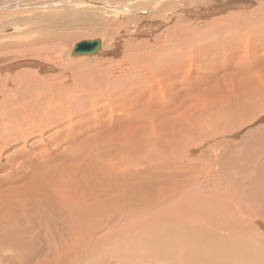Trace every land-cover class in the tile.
Listing matches in <instances>:
<instances>
[{
    "label": "rangeland",
    "instance_id": "obj_1",
    "mask_svg": "<svg viewBox=\"0 0 264 264\" xmlns=\"http://www.w3.org/2000/svg\"><path fill=\"white\" fill-rule=\"evenodd\" d=\"M214 1H215V4H213ZM262 1L264 2V0H262ZM216 2H217V5H216ZM255 3L256 4L258 3L257 0H251V3L248 0H188V1L187 0H183V1L182 0H51V1L50 0H48V1L47 0H0V51H1L0 52V68L2 69V67H3V70L0 69V71H1L0 72V74H1V76H0V95L2 94V90L4 93L3 97L0 96V110L3 109V107H4V110L8 111L7 109L10 110V107H12L13 104H14V107H20L21 102H24L23 99H25L27 97H29V99L34 98L33 95L40 97V100H38V97H36V99H34V101H31V102L35 103V102L41 101L42 97L44 96L43 92H45V89H46L45 86L47 87V85L49 86L50 90H52L51 87H53V89L55 90V91H53V93H58V94H54V96L52 97L55 99L53 101L55 104L50 105L51 106V107L49 106L50 110H47L49 113L48 118L50 119L51 127H55L56 125H58L57 122L59 120V118L55 115V113L52 110H58L59 109L62 112V110H64V108L67 105H69L68 102L70 100H75L76 102H74V103L76 106L77 105L83 106L84 101H82V99L86 101V103L88 105H87L86 109L83 108L80 111L81 115H85L87 112H90V114L95 113V112L99 113L100 112L99 110H102L104 112V115H109L111 113V110H116L115 114L116 113L120 114V112H121L120 106L122 105L120 102L122 101V99H124V97L130 98V96H129L130 92L128 91V87L126 86L129 84H133L136 87L137 90L135 89L134 92L136 91L135 93H138V95L141 96V99L138 101V106L143 108V109L149 108L151 110H155L154 109L155 97L160 101V103L163 102V105L166 107L174 106V103L172 104V102H173V100H175V97H174L175 94H173V97H174L173 98L172 95H170L172 93V92H170V90L174 87L175 83H179V85L176 84L175 85L176 90L174 88L173 89H174V91H179V96L181 95V98H179V99L176 98L179 101H175V103L180 102L179 104H181V102H182L181 100L182 99L184 100V96H186L185 94L187 93L185 90L189 91L191 93V98H193L191 100H189V99L188 100L186 99V101L184 100L185 101L184 105H183L184 107L182 108V110H184L186 108L185 109L186 111L183 113L182 119L184 118V120H186L188 122V124L190 125L189 127H191V129H189V131H188V133H190V134L185 138L184 141H182V139L178 140L179 143L183 144V145H180L181 146L180 148L176 147V148L169 149V152L174 155V157L172 159H170L169 161L163 160V162H158L157 159L160 158L159 152L158 151H152V150L150 151L149 149L144 150V146H143V150H142L141 154H139L140 151H137L138 153L135 154L137 156H133L131 154L129 156V153L125 152V154H126L125 157L129 158V160L132 159V161H135V162L137 161L138 163L140 161L142 162V164H140L138 166H136L135 163L131 165L132 167H138L137 169H133V168L130 169L135 174H142V173L147 172L150 169H155V168L160 167L162 165H164L165 167H171L168 164V162L171 164H174V165H178L180 163L181 165H178L180 167L190 168V169L195 170L194 171V178L192 180L186 182V184H185V182H183V184L181 185L182 187H186V185L188 186V189L185 190L186 192L184 191V193H186V194H183L180 197L179 194H177L175 196V194L171 193L173 196H175V198L173 196H170V192H171V190H173V188L171 186L176 185V184L171 183V184H169L170 187L168 189H166L163 194H160L159 192L148 193V194L146 193L147 195L144 194V197L142 198V200H143L142 203L137 206L138 211L141 214L139 212L138 213L136 212L135 214H133V213L129 212L128 208H127L126 213H116L115 216H112L111 214H109L110 218L108 219L107 222H106L107 217H106L105 213H103V215L102 214L93 215V219L90 222V225L92 224L91 227L95 229L92 232V234H94V235L91 234V236H90V239H92V241H90L92 243V245L97 244V240L100 239V237H102L104 235L106 237L111 235L112 233H111L110 229L114 228L113 230H115L117 227H118V229L122 228L123 227L122 224H124V223L126 224V230L125 229L119 230V233H121V234L117 237V239L115 238V236L111 237V239H108L110 241L113 238H115L116 240H113V241H114V243H116V246L122 245V242L124 239L123 233H125V232H126L125 236H131L132 235L134 237L136 235V237H138V238H139L140 233L142 235V233L144 232V234L142 236L140 235V237H141L140 240H142V238L144 236L149 235V234L151 236L153 235L154 237L158 234L164 235V232L162 231L161 227H164L165 230L169 229L168 227H170V229H169L170 231H175L177 233L178 231H180L182 229V227H183L182 224L186 222V219H188V217L190 218V220L188 219L189 228L194 229L193 227H195L194 225H196L197 228H195V229L199 230V231L204 230L206 222L211 220V222L214 223L215 217L219 218L221 221L225 222L228 225H233L234 219L237 218V222L243 220L244 222L249 223V225H251V227H248L250 229V231L247 229L248 234H247V232L245 234L244 228H241V230L236 229V231L233 232V234L235 236L234 238L237 241V242H235L234 246L231 245V244H233L232 242L230 243V241H232V239L228 240L227 242L219 243L220 246H217L215 248V250H216V252L218 251L217 252L218 254L220 252V256L224 255L225 259L221 258L219 260L218 264H224V263L225 264H231V257L232 256L235 257L237 255L235 253H238V254L243 253L245 255L244 251L242 252V248H244V247L250 248L252 250L251 252H248V254H249V256H252V258L254 256V259L252 260V259L246 258L245 260H239L238 261L239 264H247V263L250 264V262L252 264L253 261H254L253 264L254 263L255 264H264V231H263L264 228L261 225V223L262 224L264 223V193L261 195V198L259 195H257L260 192L262 187L259 186V191L255 192L253 194H252V190H250V189H246L247 191L245 190V191H242V193H241L240 192L241 188L239 186H237L236 184H233V183L230 184V182L224 180V178L226 176L218 177L220 172H224V173L226 172L221 167V165L224 163V157L229 153V150H230L231 158H238V160L236 163L230 161V162H228V165L234 166V167L240 166L244 160L246 148H249V146L252 147L251 143H253L256 147L260 148V150L257 149L256 153H250V152L247 153V155L250 157L251 161L250 160L245 161L242 166L249 164L250 166H253V168H250L248 170V173H247L248 179L245 180V179L241 178L240 181L242 182V184L259 185V184L254 183V181L257 179V182L262 183L261 177H264V172H263V169L260 171V169H258V167L259 166L264 167V151H263L264 145H262L260 143V136H259L258 130L262 129V128L264 129V112H260L261 114L260 113L258 114V112L256 111L255 115L256 114H258V115L255 118H253V115H251L247 119H245L246 121L243 119L237 118L238 122H234L235 125L233 124L232 129H231L232 131L231 130L230 131H226V130L223 131V130L217 129L218 128L217 127L216 129H214V131H216V130H219V131H217V133H215V132H211L210 129L214 125V122L216 123V113L211 112V114H210V112L208 111V110H212L217 105L218 107L223 108V113H225L224 119L226 117H228L226 115V112H225V109L228 108L226 106V103H224V102L221 104L219 103L222 98L220 100H218L216 102V104L212 105L213 104L212 100L214 98H217L215 96L216 93H214L213 89H215V91H219V88H220V91L222 92L221 88L222 89L224 88L225 93H226V90H230V91L236 90V91H234L236 94L237 92L240 91L238 88H236V85L238 83L234 84L233 83L234 81L232 79L234 77H230V75L234 76L237 73L235 75V77H236V76H238V73L244 75V73H246V72H247V74H248V72L249 73L254 72V71L256 72V70L259 71L262 69L261 67L264 66V32L261 31L260 29H257V28H259V24L256 23V22H258V20H256V19L261 18V19H263L262 23L264 24V13L263 12H257L255 14V16H251V13H252L251 11L253 9L257 8V6H258V5H255ZM235 4H237V5H235ZM197 7H199V8H197ZM215 8H217V9H215ZM191 10H192V12H191ZM194 10L195 11L197 10V11L194 12ZM205 10H206V12H205ZM210 13H212V14H210ZM189 15H191V16H189ZM180 18H182V19H180ZM200 20H201V22H197ZM213 23H215V24H213ZM150 25H153V27L156 28V30L155 31L144 30V29H147L148 27H150ZM177 25L178 26L184 25L186 27V29L189 30V32L191 33V34L189 32L187 33V31H186V34H187L186 36L188 39L187 43L189 45L187 48L188 60L185 57V60L183 62L184 65L181 64L182 62H179L177 59L173 58V54L170 52V50L173 49V47H171L173 45V42L171 41L172 38H170L171 40L169 42H167V40L165 38L167 33L169 32L168 30L173 29ZM59 34L61 37L59 36ZM49 35H52L55 37L58 36L60 39L62 38L60 40V45L62 44V46H63L64 54H62L63 53V51H61L62 49L61 50L58 49L59 51L58 50H54V51L52 50V48L54 46V43H53L54 38L46 39L47 36H49ZM40 37H42L41 41H40ZM180 37H181V35H178V34H175L173 36V38H176V42H178V39ZM256 37L258 38V40L255 39ZM96 39H99L102 41L101 52H99L97 55H94V56H78V57L73 56V50H74L76 44H78L81 41L96 40ZM37 41H40V42L37 43ZM224 41H226V42H224ZM202 43H204V44H202ZM47 45H53V46L48 48L49 46L47 47ZM198 45H199V47H198ZM220 45H222V46H220ZM252 45H253V47H252ZM12 46H14V47H12ZM162 47H163V49H160ZM206 48H208L209 50L208 49L206 50ZM30 49H35V50H37V49L42 50L43 49V50L41 52L37 51L35 53H30ZM48 49H50V50H48ZM191 49H192V51L194 50L193 51L194 53L191 51ZM200 50H202V51H200ZM204 50H206V51H204ZM15 52L17 54H15ZM38 52L41 55L42 54L44 55L43 56L44 59L41 56H39V57L36 56L37 55L36 53H38ZM49 52H50V54H49ZM195 52H196V54H195ZM5 53H6V55H5ZM10 53H12V54H10ZM21 53L23 55H21ZM167 53H168V55H167ZM200 53H201V57L199 56ZM256 55H257V58H256ZM1 56H3V57L1 58ZM9 56H11V57H9ZM12 56L15 57V59H13ZM194 56H196V57H194ZM136 59H137V61H136ZM145 59H147V60H145ZM153 59H154V61H151ZM36 60L39 62L38 63L39 65H40V63L41 64L45 63L46 65L48 64V66H49V67H47L48 71H45L43 73L42 72L39 73L36 71L38 69V67L37 68L33 67L32 64L30 66H24V65L20 64L22 62L25 63L28 61H36ZM165 60H166V62H165ZM175 60L178 61L179 63H177ZM167 61L169 63H167ZM174 61L176 63H174ZM16 64H20L21 66L17 65V67H16L17 70L11 69L14 67L13 65H16ZM138 64H140V65H138ZM166 64H168V65L164 66ZM96 66H97V68L99 67L100 70L103 72L106 68L112 67L111 68V74H112L111 77H112L113 81L116 79L117 80L122 79V80L118 81V82H121V84L118 85L119 87H117L111 81H110L111 87H109L108 89L106 86H103V90L108 95V97H106V98H105V96L97 94L102 88L98 89V87H100V85H98V82H99L98 76L99 75L96 74L95 76H93L96 73V71L93 72L95 70L93 67H96ZM245 67L247 69H245ZM84 68H85V70H82ZM21 70H22V73L24 71H28V70L32 71L33 70L31 72L32 74L30 75L31 77H29L26 81H24L26 74L29 73V72H25V76L23 77V79L22 80L18 79L17 75H19L18 72ZM90 70L92 72H90ZM173 70L176 71V74H174L175 72H172ZM34 71H36L35 72L36 74L33 73ZM84 71H86L87 73H84ZM179 72H180L181 76L179 75ZM2 73H3V75H2ZM82 73L84 76H82ZM130 73H132V74H130ZM140 73H141V75H140ZM67 74L71 75V79H65L67 77ZM127 74L129 75V77L126 80L124 78V76ZM161 74H162V76H161ZM101 75L102 74L100 73V76ZM184 75L190 76L191 78L185 77ZM200 75H201V77H200ZM2 76H5V77L2 78ZM35 76H37V78ZM175 76H177V77H175ZM81 77H83V78H81ZM111 77L107 76V78H111ZM242 77L245 78V76H242ZM242 77H240V78H242ZM256 77L257 76H255L254 78H256ZM40 78L42 81L39 80ZM78 78H80L81 80H79ZM84 78L88 80V83L90 84V88L92 90L94 89L93 93L90 94V96H91L90 98L87 97V95H89V93L86 90V86L83 84ZM165 78H166V80H165ZM254 78L251 77V79H253L254 82H257L258 79L255 80ZM215 79L218 80V82H217L218 85L220 83L222 85H220L219 87H215V88L210 90L209 88H211L212 86H215V84H217V83H215L216 82ZM245 79L247 80L248 78H245ZM6 80H8V81H6ZM79 81H81L82 84H80ZM201 81L203 83H201ZM206 82H207V84H205ZM242 82H245V81H242ZM53 83H58V86H56L57 90L53 86ZM37 86H39V87H37ZM170 86H172V87H170ZM256 86H257V84L253 86V89ZM28 87L30 88V90ZM96 87L98 90L95 89ZM166 87H168L170 90L166 89ZM41 88H42V91L39 93L38 90H40ZM182 89H185L184 93H183ZM58 90L61 93H59ZM132 90H133V88L130 89V91H132ZM144 90H147L148 93L144 94ZM109 91H111V92H109ZM141 91H142V94H141ZM31 92H33V94ZM189 92H188V94H189ZM212 92H213V96H212ZM167 93H170V94H168L169 96L166 95ZM239 93L236 95L234 93H229L231 95H228V96L229 97L231 96L230 98H238L240 95ZM120 94L122 95L121 97H120ZM123 94L124 95L126 94V95L124 96ZM209 94H210V96H209ZM263 96L264 95H262V97ZM153 97H154V99H153ZM171 97H172V99H171ZM260 97H261V95H260ZM208 98L210 100H208ZM256 100H258V99H256ZM80 101H81V103H80ZM125 101H131V99H127ZM151 101H153V103ZM150 102H151V104H153V106H150L151 105ZM169 102H170V104H168ZM186 102H189V103L186 104ZM77 103H79V104H77ZM5 104H7L6 107H5ZM110 104H111V106H110ZM185 104L187 106H185ZM256 104H258V103H256ZM56 106H58V107H56ZM63 106H64V108H63ZM84 106H86V104ZM232 107H235V105ZM38 108H40V104H38ZM4 110L2 112H0V142L3 143L6 140H10L11 142H14L13 137L11 139H8V135L4 134V133H5V131L10 132L11 136L13 134H18V135L20 134L18 131V128L16 127V120H14L11 116H9L8 112H6V111L4 112ZM42 110L43 109L40 108V113H43ZM190 110H192V111H190ZM259 110L264 111V104L260 107ZM97 111H99V112H97ZM188 111L190 113L191 112L193 113V115L189 116V118L186 115ZM65 112L66 113H64V114H67L68 109H66ZM137 113L139 114L140 112H137ZM200 113H202V115ZM203 113H204V115H203ZM213 113L215 116L213 115ZM200 117H202V118H200ZM93 119L95 121H100V120H98V116L96 118H93ZM113 120H114L113 116H110L109 123L106 119L104 120L107 123V125L102 126L103 128L106 127V129H104V131H103V128H102V131L99 133V137L101 139V140H98V141H101L99 145L90 146V150H87V151L85 148H82V150L84 151V153L86 155L89 154L88 156H91L92 158H99L98 160L101 161V160H104V158H101V157L105 156V154H106L105 151L111 150V152L113 153V151H114L113 148H115L116 146L115 147L114 146L108 147L109 146L108 145L107 148H104V147H106V144H104L106 142L104 140H102V137L107 135L108 128L110 130L113 129L115 124L117 123L115 121L113 122ZM23 121H27V122L31 123V122H33V119L29 118V119H26ZM199 121H202V122L199 123ZM239 121H240V123H239ZM65 124L67 125V122L63 123V125H65ZM231 125L232 124H230V126ZM3 126H6V127H3ZM150 126L151 127L147 128V131H146V133H144V135L148 137L152 133V134L157 136V137L150 136L151 141L149 143L151 144V148H155L157 141H158V138H159L160 142L163 143L164 141H163V137L160 135V132L157 130V128H155L152 125H150ZM44 127H47V126L43 125L42 120H38L37 126H36L37 130H35V132H34V137H28L27 138V136H25V134H23L24 136L21 134L22 136H20L21 138L19 139L18 142H15L16 144L10 143L11 144L10 146L8 145L5 147L4 146L0 147V157H1L0 158V181H4V183L0 186V192H1L0 197H2V198H0V238L4 239V240L0 239V263L2 262L1 264H4V262H6L5 264H9V263L10 264L11 263L12 264H14V263L15 264H21V263L23 264V262L28 264L27 262H29V261L27 260L26 257L31 258V257H33V255L35 257H33V259H29V260H31L29 262V264H40L42 262V260H44L45 255H47L49 252V250H48L49 249V243H47V239L49 241L56 239V241H57L58 238L60 237V235L63 233L61 231L63 230V227L65 225H64V223L61 222L62 220L58 217H56V218L53 217L52 213L49 211H42V207L37 204L40 202L44 203V201H45L44 199H41L42 197H39L41 194H36L34 192L32 193V191L31 192L27 191L30 195L33 194V196H37V197L32 198V200H33L32 202H22L20 200L21 201V203H20L19 201L14 200L12 198V196L7 195V197H6L5 196L6 192L3 189V188L7 189L11 184L21 186L22 189L29 188L30 182H32L33 179L36 178V176L32 177L31 180H26L24 178H21L22 180L20 181V183L13 182V181L19 179V177H14V175L16 174L17 166L10 165V164H8V162L12 158L15 150H17L19 148L27 147L28 150L26 148L25 149L27 151H30L31 144L33 141H38V142L42 143V141H40L41 140L40 138H42L44 136L45 132H46L45 133L46 136H44V138H46V141L49 142L53 138V132L52 131H45L44 132L43 131ZM68 129L71 130L72 128L68 127ZM85 132L86 131H84V133ZM220 134L224 135V137H220ZM80 135L82 136V134H79L78 137H80ZM37 136H38V138H37ZM209 137H210V139H209ZM30 138H32L31 139V140H33L32 142H31ZM134 138L135 137H132V140ZM136 138L138 139V137H136ZM219 138H220V140L218 141L217 139H219ZM225 138H226V140H225ZM64 141H66V138L64 139ZM223 141H227L229 143V146L227 149H226L227 144H222ZM243 141H244V143H242ZM122 142H124V140H122ZM215 142H218V145ZM205 143L208 144V145H205L208 154H206L204 151L203 145ZM219 145H221V146H219ZM160 148H162V147H159L157 150H159ZM240 149H242L243 151L241 150L238 153V150H240ZM209 151H210V153H209ZM211 152L215 153V155H216L215 158L211 157ZM94 153H95V155H94ZM85 154H82L81 151L78 152V156H82V157L84 156L85 157L86 156ZM98 154H99V156H98ZM92 155H94V156H92ZM108 155H109V152H108ZM198 155H199V158L197 159ZM208 155H210V157H208ZM122 157H120V158H122ZM111 158L115 162H117L119 159L118 157H117L118 159L114 158V157H111ZM260 158L262 159L261 163H259ZM122 159L124 160V158H122ZM219 159L221 160V162L219 161ZM214 161H216L215 164H214ZM17 163H18V161H17ZM206 163H207V165H206ZM204 164H205V166H204ZM184 166H188V167H184ZM234 167H233V169H230L229 171H227L228 173H230V175L234 174L235 171L239 172V170L234 169ZM125 173H126L125 170L118 171V172L116 171L115 172V178L118 179L119 177H121ZM229 184L231 187L230 190H232L230 192H233V193L229 192V187H228ZM167 190H170V192L167 193ZM193 190H196V191H193ZM201 191L203 192V194L204 193L205 194L202 195ZM196 192L197 193L199 192V193L197 194ZM239 192H240V194H239ZM157 194H159V195L157 196ZM187 194L189 195L188 196L189 202H187L186 204H182V200H183V198H185L187 196ZM249 194H250V196L252 195L253 198H255V197L259 198L258 204L256 203L257 201H254V203H253V200L250 201L249 199H246V201H244L245 200L243 198L244 195H249ZM53 195H56V194H53ZM102 195L104 196V194H102ZM234 197L235 198L237 197V199H233ZM241 197L243 199H241ZM87 198L88 199H94L95 197L93 198V196H92V197H87ZM148 199H149L150 203H149ZM241 200H242V202H241ZM95 201L97 202L98 205H102L101 200L99 198L95 199ZM205 201L207 203L205 205H202V203ZM161 202H162V204H161ZM228 202H229V204H228ZM13 203H14V206L16 203H18L16 205H19V207L21 209L19 213L14 212V211H17L16 209H14L13 212H10L11 209L6 208V206L10 207ZM22 203H23V205H22ZM170 203H171V205H170ZM192 203H194V204H192ZM235 203H236V205H235ZM145 204H147V205H145ZM200 204L203 206V208L201 207ZM230 204H232V205H230ZM120 205H122L121 201H120ZM181 205L183 207H181ZM221 205L229 206V207L235 205L234 207H231L233 209L231 216H229L228 213L227 214H222V213L217 214L218 213L217 208ZM253 205H255V206H253ZM260 205H263V207ZM204 206H206V208ZM242 206H244L243 207L244 209H242L244 211H242L241 213H244L245 216L244 215L241 216L239 214L240 212H238V211H241L240 208H242ZM160 207H161V209H160ZM186 207L188 208V211H187L188 216L183 214V212L187 209ZM162 208H164V210ZM32 209L34 211H32ZM122 209H125V207ZM156 209L159 211H156ZM235 209H236V211H235ZM3 210H5L7 212H5ZM38 210L41 212L40 215L36 214L38 212ZM160 210H162V212ZM21 211H24L23 212L24 214H22ZM147 211H149V212H147ZM176 211H177V213L182 212V214L186 217V219H184V217H183V220L179 222L180 217L177 216V213H175ZM8 212H10V213H8ZM13 213H14V215H13ZM43 215H46L48 217L43 216ZM161 215H163V217ZM30 216L33 218L34 221H38V220L40 221L41 220L42 222L40 221V225L35 224V226H36L35 227L33 223L29 222ZM100 216H101V218H100ZM158 216H159V218H158ZM160 216L162 217V219ZM45 217H46L47 221L45 220ZM47 218H49V219H47ZM98 218H100V219H98ZM174 218H175V220H174ZM195 218H196V220H195ZM198 218H200V219H198ZM168 219H169V221H168ZM50 221H51V223H50ZM151 221H152V223H151ZM254 221H255V223H254ZM127 222H129V223H127ZM161 222H163V223H161ZM109 223L111 224V226H108ZM118 223L120 224L119 226L117 225ZM259 223H260V225H259ZM147 224H149V225H147ZM150 224H152L151 227H150ZM159 224H161L162 226ZM26 225H27V227H26ZM167 225H168V227H167ZM252 225H254V226H252ZM9 226H10V228H9ZM104 226H106V229ZM165 226H166V228H165ZM173 226H175V228H173L171 230V228ZM13 227H14V229H13ZM156 227L158 229H156ZM199 227H200V229H198ZM2 228H3V230H1ZM141 229H143V230H141ZM214 229L215 228H213L212 230H214ZM127 230H128V232H127ZM169 230H167V231H169ZM52 231L55 232V234L58 233V235L57 234L55 235ZM56 231H60V232H56ZM109 231H110V233H108ZM129 231H132V232H130L131 235L127 234V233H129ZM13 232H14V234H12L13 235L12 236L11 233H13ZM112 232H115V231H112ZM8 234H10L11 236ZM22 234H24L23 235L24 237L22 236ZM122 234H123V236H121ZM201 235L202 236L204 235L203 237H205V233L201 234ZM38 236H40L39 239H36L35 237H38ZM121 237H122V239H121ZM41 238L42 239L44 238L43 241ZM246 239L250 240L249 242H251V244L249 245V247L246 245H244V247H242L243 246L242 244H245L244 240H246ZM18 240H20L21 242L20 241L17 242ZM22 240H23V243H25V244H26V242L27 243L29 242L28 243L29 245L28 244L22 245ZM15 241H16V243H15ZM109 241H108V244H109V246H108V245H106L107 244L106 240H104V242L102 244L103 247L100 248L101 250L99 249V253L102 250H105L107 252L110 250L114 251L113 247L114 248L118 247V246L117 247L114 246V243L112 241H110V242ZM203 241H204V239H203ZM93 242H94V244H93ZM205 244L206 243H204V242L203 243L200 242L199 246H202V249H203L202 252L204 251V249L205 250L208 249L207 244L206 245ZM111 245H113L112 249L110 247ZM128 245L130 246L131 244L130 243L125 244V245L123 244V246H125L126 249L129 248ZM33 246H35V247L33 248ZM37 246H39V248H37ZM123 246L121 247V249L123 248ZM141 246H144V245L140 244L139 247L136 245L134 247L138 248L141 251V249H142ZM170 246H172V245H170ZM170 246L167 249L164 248V251L168 253V252L174 250L172 248L170 249ZM4 247L10 248L11 250L9 251V249H7L8 251H6V248H4ZM40 247H43V249L45 247L46 248L43 250ZM24 248H26L25 249L26 251H24ZM197 248H199V247L197 246ZM33 249H35V250H33ZM41 249L43 250V252ZM17 250L20 253H17V254L14 253L15 251L17 252ZM161 250L163 251V249H161ZM220 250H222L223 253ZM224 250H226V251H224ZM239 250L241 251V253ZM4 251H5V253H3ZM227 251H229V252H227ZM13 253L15 256L13 255ZM30 253H32L31 257L28 256V255H30ZM35 253H37V254H35ZM85 253L86 252H84V253L82 252L81 254H85ZM224 253H226V255ZM8 254H10V255H8ZM18 254H19V256H18ZM21 254H23V255H21ZM25 254H26V256L24 257ZM38 254L40 256H41V254L44 255V257L42 259H40L39 263L36 262ZM168 255H169V253H168ZM168 255L166 257H163V259L154 260L153 264H176V263L177 264H188L187 261L179 260V259L167 260L166 258L168 257ZM20 256H21V258H20ZM228 256H230V257H228ZM7 257H8V259H7ZM140 257L142 258L141 262L136 263V264H141L142 262L147 263L149 260V259H147L148 257L146 256V251H144V250H143L142 255ZM242 257H243V255H242ZM9 258L14 259V261H12ZM90 258H91V256H90ZM33 260H34V262H33ZM131 260L134 261L133 259H131ZM144 260H147V261H144ZM249 260H252V261H249ZM132 261H128L125 264H131ZM240 262H243V263H240ZM71 264H81V263L76 261V262H73ZM84 264H86V263H84ZM103 264H110V263H103Z\"/></svg>",
    "mask_w": 264,
    "mask_h": 264
},
{
    "label": "bare ground",
    "instance_id": "obj_2",
    "mask_svg": "<svg viewBox=\"0 0 264 264\" xmlns=\"http://www.w3.org/2000/svg\"><path fill=\"white\" fill-rule=\"evenodd\" d=\"M248 1H250V3H251V0H248ZM257 2L258 3L257 4L255 3V5H258V6H257V8H255V9H253L251 11L252 12L251 13V16H255V14L257 12H263L264 13V2L262 0H257ZM213 4H215V1H214ZM216 5H217V2H216ZM235 5H237V4H235ZM197 8H199V7H197ZM215 9H217V8H215ZM196 11L194 10V12H196ZM191 12H192V10H191ZM205 12H206V10H205ZM210 14H212V13H210ZM189 16H191V15H189ZM180 19H182V18H180ZM256 20H258V22H256V23L259 24V28H257V29H260L261 31L264 32V30H263L264 29V24L262 23L263 19L258 18ZM197 22H201V20L200 21H197ZM213 24H215V23H213ZM144 30H147V31H155L156 28H154L153 25H150V27H148L147 29H144ZM168 31H167L168 33H167V35H166L165 38H166L167 42H169L171 40L170 38H172L171 41L173 42V45L171 46V47H173V49L170 50V52L173 54V58L177 59L179 62H182L181 64H183V62L185 60V57L188 60L187 48H188V45L189 44L187 43L188 42L187 41L188 39H187V36H186L187 35L186 34V31L188 33L189 30H187L184 25H180V26L177 25L176 27H174L173 29H170ZM175 34L181 35V37L178 39V42H176V38H173V36ZM59 36H60V34H59ZM49 38L50 39L54 38L53 39L54 46L53 45H47V47L49 46L48 48H50V47L53 46V48H52L53 51L54 50H58V49H60V50L62 49L61 51H63V46H62V44L60 45V40L62 38L60 39L58 36L55 37V36L49 35V36H47L46 39H49ZM255 39L258 40L257 37ZM41 40H42V37H40V41ZM40 41H37V43L40 42ZM224 42H226V41H224ZM202 44H204V43H202ZM220 46H222V45H220ZM12 47H14V46H12ZM198 47H199V45H198ZM252 47H253V45H252ZM160 49H163V47L160 48ZM207 49L208 48H206V50ZM42 50H39V49H37V50L30 49V53H35L37 51L41 52ZM48 50H50V49H48ZM206 50H204V51H206ZM191 51H192V49H191ZM200 51H202V50H200ZM39 52L36 53L37 54L36 56L37 57L41 56L43 58L44 55L43 54L41 55ZM50 52H49V54H50ZM10 54H12V53H10ZM15 54H17V53L15 52ZM62 54H64V51H63ZM195 54H196V52H195ZM5 55H6V53H5ZM21 55H23V54L21 53ZM167 55H168V53H167ZM199 56L201 57V53H200ZM2 57L3 56H1V58ZM9 57H11V56H9ZM194 57H196V56H194ZM12 58L15 59V57H13V56H12ZM256 58H257V55H256ZM145 60H147V59H145ZM136 61H137V59H136ZM151 61H154V59L151 60ZM175 61H174V63H176V62L179 63L178 61H176V62ZM165 62H166V60H165ZM38 63L39 62L36 60V61H28V62H25V63L22 62L20 64L21 65H24V66H30L32 64L33 67H36V68L38 67V69L36 71L39 72V73H41V72L43 73L45 71H48V69H47V67H49L48 64L46 65L45 63L44 64H41L40 63V65H39ZM167 63H169V62L167 61ZM20 64L13 65L15 68L13 67L11 69L15 70L16 67H17V65H20ZM138 65H140V64H138ZM167 65L168 64H166L164 66H167ZM93 68L95 69L93 72L96 71V73L93 76H95L96 74L99 75L98 76V80H99L98 85H100V87H98V89L99 88H102L97 94L102 95V96H105V98H106V97H108V95L103 90V86H106L107 89H108L109 87H111V82H112L117 87H119L118 85L121 84V82H118V81H120L122 79H120V80H117L116 79V80L113 81V79L111 77V75H112L111 74V68L112 67L111 68H106L104 70V72L101 71L99 67L97 68V66L96 67H93ZM261 68L262 69L259 70V71L256 70V72L255 71L254 72H251V73L248 72V74H247V72L246 73L243 72L244 75L238 73V76H236V77H235V75L237 73L234 76L233 75H230V77H234V78H232L233 81H234L233 83L234 84L235 83L236 84L238 83L236 85V88H238L240 90L239 91L240 93L239 92L236 93V94H238V93L240 94L238 98H230L231 96L230 97L228 96V95H231L229 93H234L235 94L234 91H236V90H234V91L226 90V93H225L224 88L223 89L221 88L222 92L220 91V88H219V91L221 93L219 91H215V89H213V88L219 87L220 85H222L221 83L218 85V83H217L218 80L215 79L216 80L215 83H217V84H215V86H212L211 88H209L210 90L211 89L214 90V93H216L215 96L217 97V98H214L212 100V102H213L212 105L216 104V102L222 98L219 103L220 104L223 103V102L226 103V106L228 108H226V109L224 108V109H225L226 115L228 117H226L224 119L225 113H223V108H220L217 105L212 110H208L210 112V114H211V112H215L216 113V123L214 122V125L211 127V129H210L211 132L217 133V131H219V130L214 131V129H216L217 127H218L217 129H220V130H223V131L224 130L230 131L232 129V126H233L234 122H238L237 121V118H240V119L245 120V119H247L251 115H253V118H255L260 112H264L262 110L261 111L259 110L260 107L264 104V96L262 97V95H264V66H262ZM245 69H247V68L245 67ZM1 70H3V67H2ZM82 70H85V68L82 69ZM32 71L28 70V71H24L23 73H22V70L19 71L18 72L19 75H17L18 76V79L22 80L23 77L25 76V72H29V73L26 74V77H25V80H24V81H26L29 77H31L30 75L32 74L31 73ZM36 71H34L33 73H35ZM90 72H92V71L90 70ZM172 72H175L174 74H176V71L175 70H173ZM84 73H87V72L84 71ZM100 73L102 74L101 76H100ZM130 74H132V73H130ZM2 75H3V73H2ZM140 75H141V73H140ZM179 75L181 76L180 72H179ZM0 76H1V74H0ZM82 76H84L83 73H82ZM107 76H109L111 78H107ZM161 76H162V74H161ZM242 76H245V78H248V79L246 80ZM255 76H257V77L254 78ZM3 77H5V76H2V78ZM35 77L37 78V76H35ZM128 77H129L128 74L124 76V78L126 80L128 79ZM175 77H177V76H175ZM185 77H190V76H187L186 75ZM200 77H201V75H200ZM240 77H242V78H240ZM251 77H253L255 80L258 79V81L257 82H254L253 79H251ZM81 78H83V77H81ZM65 79H71V75L67 74V77ZM78 79L81 80L80 78H78ZM39 80H41V78ZM165 80H166V78H165ZM6 81H8V80H6ZM242 81H245V82H242ZM79 83L82 84L81 81H79ZM201 83H203V82L201 81ZM83 84L86 86V90L89 93V95H87V97L90 98L91 97L90 94L93 93V90L94 89L92 90L90 88V84L88 83V80L85 79V78H84V83ZM176 84L179 85V83H175V85ZM205 84H207V82ZM256 84H257V86L253 89V86L256 85ZM175 85L173 87L174 89H175ZM53 86L57 90V87L56 86H58V83H53ZM126 86L128 87V91L130 92V94H129L130 98L124 97V99H122V101L120 102L122 104L121 106L119 105L120 106V109H121L120 114H117V113L115 114V111L116 110H111V113L109 115H104V112L102 110H99L100 112L97 111L99 113H96L95 112V113H91L90 114V112H87L86 114L84 113L85 115H81L80 114V111L83 108L86 109V107L88 105L86 103V101L82 99V101H84L83 102V106H81V105H77L76 106L75 103H74L76 101L75 100H70L68 102L69 105H67L65 108L63 106L64 110H62V112L59 109L58 110H52L55 113V115L59 118V120L57 122L58 125H56L55 127H51L50 119L48 118L49 113H48L47 110H50L49 109V106L50 105H54L55 104L53 102L55 99L52 98V97L54 96V94H58V93H53V91H55V90L53 89V87H51L52 90H50L48 85H47V87L45 86L46 89H45V92H43L44 93V96L42 97V100L41 101L35 102V103L31 102V101H34V99H36V97H38V96H34L33 95L34 98L29 99V97H27V98L23 99L24 102H21L20 107H14V104H13L12 107H10V110L7 109L8 111L4 110V107H3V109L0 110V112H2L3 110H4V112L5 111L8 112V115L11 116L14 120H16V127L18 128V131L20 133L19 135L18 134H13L11 136L10 135V132H6L5 131L4 134H7L8 135V139H11L13 137L14 138V142H11L10 140H6L3 143L0 142V147H3V146L5 147V146H8V145L10 146L11 144H13L15 142H18L19 139L21 138L20 136H22L23 134H25V136H27V138L28 137H34V132H35V130H37L36 129V126H37L38 120H42L43 125L47 126V127H44L43 128V131L44 132L45 131H52L53 132V138L49 142H47L46 141V138H44V136H46L45 135L46 132L44 133V136L42 138H40L41 139L40 141H42V143H40L38 141H33V140H31L32 138H30L31 142L33 141L32 144H31L30 151H27L28 150L27 147L19 148V149L15 150L12 158L8 162V164H10V165L17 166L16 174L14 175V177H19V179L18 180H15L13 182L20 183V181L22 180L21 178H24L26 180H31L32 177H35L36 176V178H34L32 182H30L29 188L22 189L21 186H18V185H15V184H11L7 189L6 188H3L4 191L6 192V195H5L6 197H7V195L12 196V198L14 200H17L20 203H21V201L22 202H32L33 201L32 198L37 197V196H33V194L30 195L28 192H31L32 191V193L34 192L36 194H41L39 197H42L41 199H44L45 201H44V203H41L40 202V203H37V204L42 207V211H49V212H51L52 215H53V217L60 218L62 220L61 222L64 223V225H65L63 227V230L61 231L63 233L60 235V237L58 238L57 241H56V239L55 240H52V241H49L47 239V243H49V249H48L49 252H48L47 255H45L44 260H42V262L40 264H50V263L51 264H71V263L76 262V261L79 262V263H81V264L82 263L83 264L84 263H86V264H89V263L90 264H103V263L125 264L128 261H132L131 259L134 260V261L131 262V264H136V263H140L141 262V259L142 258L140 256L142 255L143 250L146 251V256L148 257L147 259H149L148 262H147L148 264H153V261L154 260L163 259V257H166L168 255V253H169V255L166 258L167 260H171V259H175L176 260V259H179V260L187 261L188 264H197V263L198 264H218L219 263V260L221 258H224L225 256L224 255H221L220 256V252L218 254L217 253L218 251L216 252L215 248L217 246H220L219 243L227 242L230 239H232V241H230V243L231 242L233 243L231 245L234 246L235 242H237V241L234 238L235 236H234L233 232L236 231V229L237 230H241V228H244L245 229V231L243 230L244 233L246 234V232H247V234H248V230L250 231V229L248 227H251V225H249V223H246L243 220L237 222V218H235L234 219V222L232 221L233 222V225H228L225 222L221 221L219 218L215 217L214 223L211 222V220L208 221V222H206L205 223L204 230L203 231L200 230L201 231L200 232L199 230H196L195 229V228H197L196 225H194L195 226V227H193L194 229H190L189 228L188 219L190 220V218L188 217V219H186V217L184 216V215H187V211H188V208L186 207L187 209L183 212L184 215L182 214V212L181 213H177V211L175 212V213H177V216L180 217L179 222L183 220V217H184V219H186V222L182 224V226H183L182 229L180 231H178L177 233L175 231H170L169 230L170 227H168V225H167V227L169 229H166L165 230L164 227H161L162 228V231L164 232V235H159L158 234V235H156L154 237L153 235L151 236L149 234V235L144 236L142 238V240H140L141 233H140L139 238H138V237H136V235L133 237L130 234V232H132V231H129V233H127V234H129L131 236H125L126 235V232L124 231L125 233H123L124 234V239H123L122 245L121 246L120 245L119 246L117 245L118 246L117 247L116 246V243H114L113 240H116L117 237L121 234V233H119V230H123V229L126 230V224L124 223V224H122L123 225L122 228H119L118 229V227L116 226L117 228L115 230H113L114 228L113 229H110V231H111L112 234L109 235V236H107V237L105 235L102 236V237H100V239L97 240V244H94V242H93L94 245H92V243L90 242V241H92V239H90V236H91L93 230H95L94 228L91 227L92 224L90 225V222L93 219V215H96V214H99V215L102 214L103 215V213H105L106 214V217H107V219H106V222H107L108 219L110 218L109 214H111L112 216H115L116 213H126L127 208H128V211L131 212V213H133V214H135L136 212L138 213L139 211H138L137 206L142 203V201H143L142 198L144 197V194H146V193L147 194L148 193H155V192H159L160 194H163L164 191L170 187L169 184L172 183V184H176V185L171 186L173 188V190H171V192H170V190H167V193L170 192V196H173L171 193L175 194V196L177 194H179V196L181 197V195L186 194V193H184V191L188 189V186L187 185H186V187H182L181 186L183 184V182H185V184H186V182H188V181H190V180H192L194 178V171L195 170L190 169V168L180 167V166H178V165H181L180 163L178 165H174V164H171L169 162H168V164L171 167H165L164 165H162V166L157 167L155 169H150V170H148L145 173L135 174L130 169H132V168L133 169H137L138 167H132L131 165L135 163V165L138 166V165L142 164V162L140 161L138 163L137 161L135 162V161H132V159L129 160V158H126L125 157V155H126L125 152L126 153H129V156H130V154L133 155V156H137V155H135V154L138 153L137 151H140L139 154H141L142 153V150H143V146H144V150L149 149L150 151L152 150V151H158L159 152L160 158L157 159L158 162H163V160L169 161L170 159H172L174 157V155L169 152V149L176 148V147H179L180 148L181 147L180 145H183V144L179 143L178 140L179 139H182V141H184L185 138L190 134V133H188L189 129H191V127H189L190 125L188 124V122L186 120H184V118L182 119L183 113L186 111L185 110L186 108L184 110H182V108L184 107L183 105H184V102L186 101V99L187 100L188 99L189 100L193 99V98H191V93L189 91L185 90V89H182L183 90V93H184V90L187 93L185 94L186 96H184V100L185 101L182 99L181 100L182 101L181 104H179L180 102H176L175 103V101H179L177 99L181 98V95L179 96V91H174L173 88H172L173 90L172 89L170 90L168 87H166V89H168V90H170V92H172L171 94L170 93H167L166 95L170 94L173 97V94H175L174 95L175 100H173V102H172V104L174 103V106L171 107V106L168 105L169 107H166V106L163 105V102L160 103V101L156 97H155V99L153 97V99L155 100L154 101V105H155L154 106V109L155 110H151L149 108L143 109V108H141V107L138 106V101L141 99V96H139L138 93H135L136 91L134 92V90L136 89V87L133 84H129V85H126ZM172 86H170V87H172ZM37 87H39V86H37ZM131 88H133L132 91H130ZM95 89H97V87ZM29 90H30V88H29ZM38 91L40 93L42 91V88L40 90H38ZM58 92H59V90H58ZM109 92H111V91H109ZM188 92H189V94H188ZM31 93L33 94V92H31ZM59 93H61V92H59ZM146 93H148L147 90H144V94H146ZM3 94L4 93H3V90H2V94L0 96L3 97ZM141 94H142V91H141ZM210 94H209V96H210ZM260 95H261V97H260ZM121 96L122 95L120 94V97ZM212 96H213V92H212ZM172 97H171V99H172ZM127 99H131V101H125ZM256 99H258V100H256ZM38 100H40V97H38ZM208 100H210V99L208 98ZM151 102L153 103V101H151ZM151 102H150V104H151ZM80 103H81V101H80ZM187 103H189V102H186V104ZM256 103H258V104H256ZM38 104H40V108L43 109L42 110L43 113H40V108H38ZM77 104H79V103H77ZM85 104H86V106H84ZM168 104H170V102ZM186 104H185V106H187ZM6 105L7 104H5V107H6ZM234 105H235V107H232ZM110 106H111V104H110ZM150 106H153V104H151ZM56 107H58V106H56ZM66 109H68V113L67 114H64V113L67 112V111L65 112ZM190 111H192V110H190ZM256 111L258 112V114L255 115V112ZM137 112H140V113L138 114ZM191 113L189 111L187 112L186 115H187L188 118H189V116H192L193 115V113L192 114ZM200 114L202 115V113H200ZM203 115H204V113H203ZM213 115H214V113H213ZM97 116H98V120H100V121H95L93 119V118H96ZM110 116H113L114 117L113 122L115 121L117 123L115 124V126H114L113 129L110 130L108 128L107 135L103 136L102 137V140H104L106 142V143H104V144H106V147H104V148H107L108 145H109L108 147H112V146H114V147L116 146V147L113 148L114 149L113 153L111 152V150L105 151L106 152L105 156L104 157H101V158H104V160L99 161L98 160L99 158H92L91 156H88L89 154L86 155L84 153V151L82 150V148H85L86 151H87V150H90V146H97V145L100 144L101 141H98V140H101L100 137H99V133L102 131V128H103L102 126L107 125V123L104 120L106 119L108 121V123H109ZM29 118H32L33 119V122L29 123L27 121H23V120H26V119H29ZM200 118H202V117H200ZM64 122H67V125L65 124L66 126L63 125ZM200 122H202V121H199V123ZM239 123H240V121H239ZM230 124H232V125L230 126ZM150 125H152L155 128H157V130L160 132V135L163 137V141H164L162 143V142L159 141V138H158V141H157V144H156V147L155 148H151V144L149 142L151 141L150 136H155V137H157V136L154 135V134H152V133L148 137L144 135V133H146V131H147V128H150L151 127ZM3 127H6V126H3ZM68 127L69 128H72V129L69 130ZM104 129H106V127L103 128V131H104ZM84 131H86V132L84 133ZM258 133H259V136H260V143L262 145H264V129L263 128L262 129H259L258 130ZM79 134H82V136L80 135L81 138L78 137ZM132 137H135V138L132 140ZM136 137H138V139ZM220 137H224V135L220 134ZM37 138H38V136H37ZM65 138H66V141H64ZM209 139H210V137H209ZM122 140H124V142H122ZM217 140L219 141L220 138L217 139ZM225 140H226V138H225ZM215 143L218 145V142H215ZM242 143H244V141ZM222 144H227L226 145V149L229 146V143L227 141H223ZM205 145H208V144L205 143L203 145L205 153L208 154ZM251 145H252V147L249 146V148H246V153H245V156H244V160L241 163V165L239 164L240 166H236V167L228 165V162L232 161V162L236 163L237 160H238V158H231V154H230V150H229V153L226 155L228 158L225 156L224 157V163L221 165V167L226 172L225 173L224 172H220V174L218 175V177H222V176L224 177V176H226L224 178V180L230 182V184L233 183V184H236L237 186H239L241 188V190H240L241 193H242V191H245L246 189H250V190H252V194H253V193L259 191V186H260L262 188H261L260 192L258 194L257 193L256 194L259 195L260 198H261V195L264 193V177H261L262 183L257 182V179L254 181V183L259 184V185H255V184H253V185H250V184H242V182L240 181L241 178L247 180L248 179V176H247L248 170L250 168H253V166H250L249 164H246V165L242 166L245 161H247V160H250L251 161V159L247 155V153H249V152L250 153H256V150L257 149L260 150V148L256 147L253 143H251ZM219 146H221V145H219ZM159 147H162V148H160L159 150H157ZM241 150L242 149L238 150V153ZM79 151H81V153L82 154H85L86 156L85 157L83 156L84 158L82 156H78V152ZM263 151H264V149H263ZM108 152H109V155H108ZM209 153H210V151H209ZM94 155H95V153H94ZM94 155H92V156H94ZM98 156H99V154H98ZM111 157H114V158H117L118 157L119 159L117 158L118 161L115 159L117 161V162H115V161H113V159ZM120 157L124 158V160L122 158H120ZM208 157H210V155H208ZM211 157L215 158L216 157L215 153H212L211 152ZM198 158H199V155L197 156V159ZM17 161H18V163H17ZM219 161L221 162L220 159H219ZM259 161H260L259 163H261L262 159L260 158ZM215 163H216V161H214V164ZM206 165H207V163H206ZM204 166H205V164H204ZM184 167H188V166H184ZM233 167H234V169H238L239 172L235 171L234 174L230 175V173H228L227 171H229L230 169H233ZM258 169H260V171L263 169V172H264V167H262V166L260 167L259 166ZM122 170H125L126 173L124 175H122L121 177H119L118 179H116L115 178V172L116 171L117 172L118 171H122ZM3 183H4V181H0V186ZM230 184L228 185L229 192L232 191V190H230L231 189ZM193 191H196V190H193ZM240 192H239V194H240ZM230 193H233V192H230ZM0 194H1V192H0ZM53 194H56V195H53ZM102 194H104L105 197ZM201 194L204 195L205 193L203 194V192L201 191ZM158 195L159 194H157V196ZM92 196H93V198L94 197L95 198L94 199H88L87 198V197H92ZM175 196H173V197L175 198ZM188 196L189 195L187 194V196L185 198H183L182 204H186L187 202H189ZM0 198H2V197H0ZM97 198H99L101 200L102 205H98L97 204V202L95 201V199H97ZM243 198L245 199L244 201H246V199H249L250 201L253 200V203H254V201H257L256 203L258 204V199L259 198H257V197L253 198V196L252 195L250 196V194L249 195H244ZM243 198L241 197V199H243ZM149 199H148V201H149ZM233 199H237V197L236 198L234 197ZM120 201H121L122 205H120ZM241 202H242V200H241ZM149 203H150V201H149ZM194 203H192V204H194ZM206 203L207 202L205 201V202L202 203V205H205ZM16 204H18V203H16ZM16 204L14 206V203H13L10 207H7L6 206V208L7 209H11L10 212H13V210L16 209L17 211H14V212L19 213L21 209H20L19 205H16ZM161 204H162V202H161ZM228 204H229V202H228ZM22 205H23V203H22ZM145 205H147V204H145ZM170 205H171V203H170ZM202 205H201V207L203 208ZM230 205H232V204H230ZM235 205H236V203H235ZM255 205H253V206H255ZM234 206H231V207H234ZM260 206L263 207V205H260ZM124 207H125V209H122ZM161 207H160V209H161ZM181 207H183V206L181 205ZM204 207L206 208V206H204ZM231 207L221 205V206H219L217 208V211H218L217 214H221V213L222 214H227L228 213V215L231 216V213L233 211V209ZM243 207L244 206H242V208H240L241 211H238V212H240L239 214L241 216H243V215L245 216L244 213H241L242 211H244V210H242V209H244ZM162 209L164 210V208H162ZM3 211H5V210H3ZM32 211H34V210L32 209ZM156 211H159V210L156 209ZM160 211L162 212V210H160ZM235 211H236V209H235ZM5 212H7V211H5ZM10 212H8V213H10ZM23 212L24 211H21L22 214H24ZM147 212H149V211H147ZM36 214L37 215H40L41 212L38 210V212ZM13 215H14V213H13ZM46 215H43V216H46ZM161 216L163 217V215H161ZM46 217H48V216H46ZM46 217H45V220H46ZM162 217H161V219H162ZM100 218H101V216H100ZM100 218H98V219H100ZM158 218H159V216H158ZM47 219H49V218H47ZM198 219H200V218H198ZM174 220H175V218H174ZM195 220H196V218H195ZM38 221H34L31 216L29 218V222L33 223L34 226H35V224L36 225L37 224L40 225V221L41 220L39 222ZM168 221H169V219H168ZM50 223H51V221H50ZM127 223H129V222H127ZM151 223H152V221H151ZM161 223H163V222H161ZM254 223H255V221H254ZM260 223H259V225H260ZM117 225L119 226L120 224L118 223ZM147 225H149V224H147ZM159 225H161V224H159ZM261 225L264 228V223L263 224L261 223ZM108 226H111V224L109 223ZM151 226H152V224H150V227ZM252 226H254V225H252ZM26 227H27V225H26ZM104 227L106 229V226H104ZM9 228H10V226H9ZM165 228H166V226H165ZM173 228H175V226H173L171 228V230ZM213 228H215V229L212 230ZM13 229H14V227H13ZM143 229H141V230H143ZM156 229H158V228L156 227ZM198 229H200V227ZM1 230H3V228ZM128 230H127V232H128ZM167 230H169V231H167ZM110 231L108 233H110ZM112 231H115V232H112ZM56 232H60V231H56ZM53 233L55 234V232H53ZM204 233H205V237H203L204 235L203 236L201 235V234H204ZM12 234H14V232L11 233V235ZM56 234L58 235V233H56ZM123 234L121 236H123ZM143 234H144V232L142 233V235ZM8 235H10V234H8ZM23 235L24 234H22V236ZM92 235H94V234H92ZM113 236H115L116 239L113 238L110 241H112L114 243V246H116L117 248H114L113 245H111L110 247H111V249L113 247L114 251L110 250V251L107 252L105 250H102L99 253V249L101 247H103L102 244H103L104 240H106V243H107L106 245L109 246V244H108V241L109 240L108 239H111V237H113ZM39 237L40 236L35 237V238L36 239H39ZM0 239L4 240L3 238H0ZM43 239H42V241H43ZM121 239H122V237H121ZM203 239H204V241H203ZM19 241L20 240H18L17 242H19ZM244 241H245L244 242L245 244H242L243 245L242 247H244V245H246V246L249 247V245L251 244V242H249L250 240H247L246 239ZM200 242L201 243H203V242L206 243L208 249H206V250L204 249V251L202 252V250H203L202 249V246H199L200 245ZM15 243H16V241H15ZM28 243L26 242V244H28ZM129 243L131 245L130 246L128 245L129 248L126 249V247L123 246V244L125 245V244H129ZM26 244L23 243V240H22V245H26ZM140 244L144 245V246H141L142 247L141 251L138 248L134 247L135 245L139 247ZM170 245H172V246H170ZM196 245L199 248H197ZM122 246H123V248L121 249ZM169 246H170V249L172 248L174 250H172V251H170V252L167 253V252L164 251V248L167 249ZM34 247L35 246H33V248ZM4 248H6V247H4ZM37 248H39V246H37ZM40 248L43 249V247H40ZM7 249H9V251L11 250L10 248H6V251H8ZM25 249L26 248H24V251H26ZM161 249H163V251ZM33 250H35V249H33ZM43 250H42V252H43ZM220 251L223 253L222 250H220ZM224 251H226V250H224ZM243 251H244V253H245L246 256L243 253H241V251H240V253L243 255V257H242L241 254L235 253L237 255L236 256L234 255L235 257H233V256L231 257V264H239L238 263L239 260H245L246 258L247 259H252V260L254 259V256L252 258V256H249V254H248V252H251L252 251L250 248L244 247V248H242V252ZM82 252L83 253L86 252V253L85 254H81ZM227 252H229V251H227ZM3 253H5V251ZM14 253L17 254V253H20V252H18V250H17V252L15 251ZM14 253H13V255H14ZM35 254H37V253H35ZM224 254L226 255V253H224ZM8 255H10V254H8ZM21 255H23V254H21ZM18 256H19V254H18ZM25 256H26V254L24 255V257ZM28 256L31 257L32 256V253H30V255H28ZM90 256H91V258H90ZM230 256H228V257H230ZM33 257H35V256L33 255ZM33 257H31V258L26 257V258L30 262L31 260H29V259H33ZM43 257H44V255L41 254V256H40L38 254L37 255V261L36 260L35 261L37 263H39L40 259H42ZM20 258H21V256H20ZM7 259H8V257H7ZM9 259H11L12 261H14V259H12V258H9ZM252 260H249V261H252ZM144 261H147V260H144ZM29 262H27V263L29 264ZM33 262H34V260H33ZM253 262H252V264H253ZM5 263L6 262H4V264ZM145 263L142 262L141 264H145ZM240 263H243V262H240ZM23 264H26V263L23 262ZM250 264H251V262H250Z\"/></svg>",
    "mask_w": 264,
    "mask_h": 264
},
{
    "label": "water",
    "instance_id": "obj_3",
    "mask_svg": "<svg viewBox=\"0 0 264 264\" xmlns=\"http://www.w3.org/2000/svg\"><path fill=\"white\" fill-rule=\"evenodd\" d=\"M102 48V41L96 40H85L76 44L73 50V56H94L97 55Z\"/></svg>",
    "mask_w": 264,
    "mask_h": 264
}]
</instances>
